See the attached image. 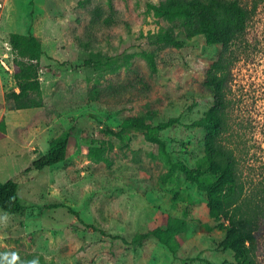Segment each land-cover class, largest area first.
Masks as SVG:
<instances>
[{"label": "rangeland", "instance_id": "obj_1", "mask_svg": "<svg viewBox=\"0 0 264 264\" xmlns=\"http://www.w3.org/2000/svg\"><path fill=\"white\" fill-rule=\"evenodd\" d=\"M162 0H0V181L46 153L51 139L75 126L67 159L21 179L26 209H0V260L25 264H219L235 261L219 242L226 230L210 216L207 193L165 158L145 130L121 129L128 118L180 124L154 133L174 161L205 168V130L190 124L210 108L205 67L220 53L203 35L182 47L159 40L174 22L150 4ZM249 6L252 0H240ZM34 33L44 54L42 107L16 109L10 33ZM146 53L156 58L153 71ZM223 142L238 158L245 194L264 185V0L229 53ZM211 178L214 175L208 173ZM33 204V211H28ZM65 204L67 206H63ZM71 210L77 212L75 214ZM28 211V212H27ZM186 218L173 252L154 235L163 214ZM213 226L201 231L202 225ZM103 230L106 233H102ZM119 236V237H115ZM124 238L130 242L124 241ZM264 261V234L260 239ZM263 244V245H262Z\"/></svg>", "mask_w": 264, "mask_h": 264}, {"label": "trees", "instance_id": "obj_2", "mask_svg": "<svg viewBox=\"0 0 264 264\" xmlns=\"http://www.w3.org/2000/svg\"><path fill=\"white\" fill-rule=\"evenodd\" d=\"M260 5V0H252L249 6L240 0H162L160 4H150L156 13L170 18L174 24L169 26L159 40L164 46L182 47L185 40L178 37L176 28L182 29L187 38L198 35L205 37L208 45H220L218 57L205 67L204 84L213 95V103L204 115L194 120L190 126L205 130L204 150L205 168L192 167L184 161H174L167 149L166 140L154 133L156 129H166L180 124L179 117L157 124L141 121L138 118L126 119L121 129L112 133L122 136L128 128L143 129L146 138L157 144L167 161L184 172L187 178L195 182L207 193V206L211 217L218 221V227L225 229L224 238L219 242L222 249H231L236 260H223L219 264H264L261 260L260 239L264 234V185L259 184L245 194L239 180L238 158L234 150L223 142L226 130V85L227 72L232 61L229 53L232 44L246 31L248 22ZM12 49V74L17 89L11 92L16 109L42 107L45 104L40 78L41 60L44 46L36 34L13 31L10 33ZM153 71L157 70L156 58L146 53ZM0 125H5L2 117ZM75 126L64 135L51 139L48 151L36 157L31 166L16 176L0 181V209L7 213H17L26 209L21 201V179L31 170H43L47 166L68 158L75 139ZM214 175L211 178L209 175ZM67 206L65 204H61ZM28 211H33V204ZM71 210V207L68 206ZM27 211V212H28ZM75 214L74 210H71ZM190 226L186 218L163 214L160 224L152 230L135 235L131 242L139 241L151 234L176 252L179 237L186 234ZM213 226L202 225L201 231H211ZM102 233H106L104 230ZM119 237V236H115ZM124 241L130 242L124 238ZM263 245V244H262ZM12 256H5L0 264H12ZM14 264H25L16 259ZM34 264H46L41 261Z\"/></svg>", "mask_w": 264, "mask_h": 264}, {"label": "built area", "instance_id": "obj_3", "mask_svg": "<svg viewBox=\"0 0 264 264\" xmlns=\"http://www.w3.org/2000/svg\"><path fill=\"white\" fill-rule=\"evenodd\" d=\"M1 62L3 63V65L8 69L12 71V65L11 63H7L5 59H2Z\"/></svg>", "mask_w": 264, "mask_h": 264}, {"label": "clouds", "instance_id": "obj_4", "mask_svg": "<svg viewBox=\"0 0 264 264\" xmlns=\"http://www.w3.org/2000/svg\"><path fill=\"white\" fill-rule=\"evenodd\" d=\"M16 259H18V257L17 256H13V258H12V264H14V262H15Z\"/></svg>", "mask_w": 264, "mask_h": 264}]
</instances>
